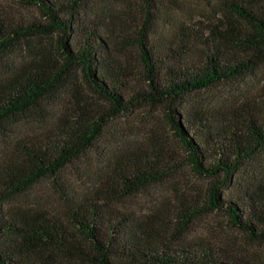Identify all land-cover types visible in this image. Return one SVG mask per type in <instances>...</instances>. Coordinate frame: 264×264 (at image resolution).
Here are the masks:
<instances>
[{"label": "trees", "instance_id": "obj_1", "mask_svg": "<svg viewBox=\"0 0 264 264\" xmlns=\"http://www.w3.org/2000/svg\"><path fill=\"white\" fill-rule=\"evenodd\" d=\"M22 1L38 8L43 21L0 17V60L23 44L44 42L29 46L32 54L0 70V135L31 119H46L76 71L103 103L76 107L39 133L19 138L3 156L0 264H264V256L240 258L208 242L175 245L163 227L113 207L114 200L164 180L178 157L159 146L128 153L114 171L117 188L102 184L105 190L79 198L61 194L62 214L6 209L40 180L60 186L63 170L93 148L110 120L157 108L195 174L209 179L203 208L227 214L249 242L264 244V174L241 194H221L247 163L264 158V100L225 108L189 101L254 73L264 49V0H225L234 22L211 24L208 35L181 24L164 56L148 41L147 24L136 39L144 84L117 56L115 47L122 48L124 39L113 30L105 33L98 0ZM195 52L199 61L187 62Z\"/></svg>", "mask_w": 264, "mask_h": 264}, {"label": "rangeland", "instance_id": "obj_2", "mask_svg": "<svg viewBox=\"0 0 264 264\" xmlns=\"http://www.w3.org/2000/svg\"><path fill=\"white\" fill-rule=\"evenodd\" d=\"M224 1L98 0L97 8L105 33L113 30L124 39L122 48L115 47L117 56L126 65L133 66L134 71L138 72L137 81L144 84L140 76V51L136 44L139 31L148 24V41L155 52L164 56L168 39L181 24L208 35V26L211 24H219L224 20L234 22L230 12L224 8ZM2 16L13 20L43 21L38 8L22 0H0ZM43 42L44 39H36L31 44H23L0 60V70H7L8 65L13 66L32 54L29 46H39ZM186 61H199L197 52L188 56ZM161 68L164 74L167 64ZM68 83L55 105L46 113V119H31L16 126L9 135H0V162L19 138L39 133L53 120L73 112L84 103L94 106L103 103L88 89L80 72L72 73ZM246 99L264 100V49L253 74L243 80L204 90L193 95L189 101H192L193 106L225 108L234 107ZM157 146L177 155L178 161L171 163L172 167L164 180L151 183L123 199L114 200L113 207L135 220L163 227L175 245L208 242L240 258L256 259L264 256V244L249 242L242 232L231 226L227 214L209 212L203 208L209 179L195 174L188 163L187 153L157 108H142L110 120L93 148L63 170L59 176L60 186L53 185L49 179L40 180L6 209L14 206L26 211L47 210L62 214L65 202L61 194L65 193L68 198H79L96 190H105L102 184L117 188V181L113 179L114 171L121 161L126 160V155L140 149L153 152ZM262 174L264 158L258 157L247 163L230 187L221 191L222 196L226 198L241 194L248 185L258 184Z\"/></svg>", "mask_w": 264, "mask_h": 264}]
</instances>
